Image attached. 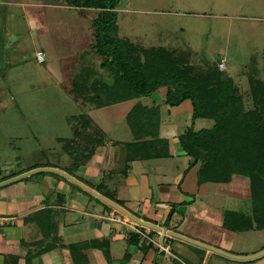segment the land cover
Wrapping results in <instances>:
<instances>
[{
  "label": "rangeland",
  "instance_id": "rangeland-1",
  "mask_svg": "<svg viewBox=\"0 0 264 264\" xmlns=\"http://www.w3.org/2000/svg\"><path fill=\"white\" fill-rule=\"evenodd\" d=\"M0 1V182L5 178L3 173L6 170L19 172L32 167L49 168L45 166L71 163L73 158L71 160V154L66 153L70 141L76 140L75 145H71L75 149L77 142L85 145L86 141L81 137L80 140L75 139L74 126L80 123L81 117H88L87 110L93 106L73 100L68 91L85 67L97 71L98 80L112 81L110 71L100 68L102 60L94 48L96 40L103 39V34L123 42L128 40L138 46L165 47L174 50L176 55L187 54V61L196 69L203 70L224 60V75L229 76L237 87L246 111L253 109V92L249 81L255 79L264 85V0H115L111 14L105 10L83 9L80 12L73 8H52L54 5L50 0H39L40 7L35 6L33 0ZM101 1L107 4L114 0ZM31 14L35 20H32ZM99 14L102 15L99 23L113 19L114 26L108 29V33L101 31V26L94 25ZM38 51L44 56L41 63L35 57ZM162 90L165 92V87H159L154 93ZM151 96L101 110L106 113L103 122L95 117L97 113L89 114L90 118L94 117L101 124L105 138L114 141L115 145L129 141L128 125L131 127L133 121H149L147 127L153 136L150 134L147 150L151 148L155 159L140 170L145 175L152 172V164L158 166L161 163L159 167L167 165L169 170L174 164L171 161L174 154L168 151V141L159 139L156 134L158 107L152 113L144 109L143 104L149 102ZM131 103L140 105L141 110H136L128 118L133 109L130 110ZM174 109L185 112L182 113L185 117L191 110L190 121L171 119L172 122L176 121L177 132L183 134L186 131L180 130L179 125L193 128L192 121L195 120L192 119L191 102L185 101ZM201 124L204 127L199 130L210 128L214 122L198 119L194 125ZM78 126L79 131L83 130L82 123ZM162 145L161 150L159 146ZM152 148L160 153L157 154ZM33 177L36 178L35 175ZM135 180L137 185L138 177ZM232 180V195L228 193L229 185L225 183H204L201 187L195 198L202 204L201 230L205 239L211 242L214 235L217 236L235 255L225 253L247 257L264 249V229L236 232L226 224L232 213L249 216L253 208L248 178L234 176ZM239 183L246 186L249 198H234L233 195H243ZM35 232L38 236V232ZM44 235L41 236L42 245ZM215 256L218 255L208 262L193 259L192 263H258L257 259L235 261L228 257H221V261Z\"/></svg>",
  "mask_w": 264,
  "mask_h": 264
},
{
  "label": "crops",
  "instance_id": "crops-1",
  "mask_svg": "<svg viewBox=\"0 0 264 264\" xmlns=\"http://www.w3.org/2000/svg\"><path fill=\"white\" fill-rule=\"evenodd\" d=\"M33 1L35 6L40 7L39 0ZM52 8L69 9L70 7L54 5ZM31 18L36 19L32 17V14ZM165 92L162 90L160 93L152 94L149 102L143 106L158 107L159 119L156 134L159 139L168 141V151L174 154V159L171 160L174 162L171 171L167 165L159 167L161 163H158V166L151 165L153 166L149 174L152 175L151 178L140 172L149 161L155 159L153 152H150L151 148L147 150L149 145L142 143H148L149 138L153 136L147 127L149 121L145 119H137L136 124L142 126L138 127L135 133L128 125L130 130L128 142H118L115 145L114 141L105 138L103 144L97 147L94 155L86 164L76 168L73 167L71 161L63 166H45L69 174L132 216L166 230L163 239L161 240L162 231L150 230L137 225L128 218L127 220L126 216L115 209L92 196L98 201L94 200L90 194V196L87 195V192V194L83 193L84 190L81 188L82 192L74 189L70 185L72 183L65 178L53 173H39L41 176L35 174L36 178L32 175L28 179L25 178L0 188V264H25V259L31 255H34L31 264H193V259L208 262L214 255H218L215 257L222 259L221 261H223L221 257H226L174 237L168 232L235 255L228 246L221 243L222 240L217 236L214 235L215 238L210 242L203 235V230H201L202 204H199L195 198L205 184L198 185L199 166L189 167L191 159L180 147L178 137L181 132H177L176 126V121H190L191 110H188L187 117H185L183 116L185 112H176L174 109L179 106L170 108L165 105ZM68 94L74 100L70 90ZM130 102L133 103V101ZM132 103L129 105L130 110L135 105ZM114 107L116 105L100 109L92 107L87 110V115L89 117V114L96 115L97 113L95 117L103 122L106 120L103 119L106 113L101 110ZM171 119L176 121L172 122ZM197 120L192 121L195 131L204 127L202 124V127L195 126ZM92 122L103 134H106L94 117ZM179 127L180 130L184 129L183 131L188 128L183 125ZM159 147L162 150L164 145ZM66 151L68 154L69 150ZM118 153L120 154L117 155ZM128 156L133 157V160L127 162ZM69 157L71 159V155ZM34 168L38 167L19 171V173L22 174ZM17 172L6 170L3 173L5 177L3 180L15 176ZM135 177H138L137 185ZM233 180L227 184L230 195L234 191ZM137 186L141 189H137ZM238 186L243 195H233L234 198L239 200L249 198L246 186H242L241 183ZM155 191L157 194H154ZM43 210L50 211L55 235V248L46 252L40 248L46 214H43L44 217L37 214ZM170 211L173 212L171 216H169ZM34 231L38 232V236L36 232L34 234ZM136 237H138L137 243L134 242ZM94 239L107 241L103 243L102 248L85 250L82 254L84 258L78 257V261H74L68 246ZM159 244H162L167 252H161ZM236 256L239 255L236 254ZM263 257L257 259V264H264ZM217 262L220 261L217 260Z\"/></svg>",
  "mask_w": 264,
  "mask_h": 264
},
{
  "label": "trees",
  "instance_id": "trees-1",
  "mask_svg": "<svg viewBox=\"0 0 264 264\" xmlns=\"http://www.w3.org/2000/svg\"><path fill=\"white\" fill-rule=\"evenodd\" d=\"M49 2L52 5L74 8L80 12L83 9H93L105 10L104 12L111 14L112 4L116 1L107 4L101 0H50ZM101 17L100 14L97 16L94 25L101 26V31L108 33L110 31L108 29L114 26L113 19L99 23ZM102 37L103 39L96 40L94 48L102 60L100 68L110 71L112 81L98 80L95 70L92 67H85L75 77L73 87L70 89L74 99L100 109L150 96L159 87H165V105L177 107L189 100L192 105L193 120L204 119L214 122L208 129L195 131L192 127L187 128L178 138L182 151L191 159L189 167L199 166L198 185L228 184L234 176L248 178L252 213L249 216L232 213L231 219L229 220L228 217L226 224L236 232L264 229V85L255 79L249 81L253 92V109L246 111L237 87L229 76L224 75V60L221 59L214 66L203 70L196 69L187 61L189 57L187 54L176 55L174 50L165 47L138 46L128 40L123 42L109 38L107 34H103ZM221 61L224 63L223 69L219 67ZM145 108L148 113L155 109V107ZM139 109L141 110L140 105H135L128 118ZM85 117H81L79 123L84 125L85 131L78 130L79 124L74 126L75 139L80 140L81 137V140L86 141L85 145L77 142L76 149L72 148L71 145H75L76 142L73 140L70 141L71 145L68 149L73 158L72 165L76 168L86 164L105 139L103 132L89 117ZM136 122L137 120L131 123L134 133L142 126L137 125ZM142 143L147 145L146 142ZM132 160L133 157L128 156L126 161ZM70 185L82 192L74 184ZM172 213L170 211L169 216ZM37 214L43 217V214H46V224L43 226L44 229L42 228L45 233L43 241L45 244L40 247L46 252L55 248L54 226L49 210ZM106 241L94 239L70 245L68 249L74 261H78V257L84 258L82 254L85 250L102 248ZM134 242H138V237L134 238ZM33 257L34 255L27 257L25 264H31Z\"/></svg>",
  "mask_w": 264,
  "mask_h": 264
},
{
  "label": "water",
  "instance_id": "water-1",
  "mask_svg": "<svg viewBox=\"0 0 264 264\" xmlns=\"http://www.w3.org/2000/svg\"><path fill=\"white\" fill-rule=\"evenodd\" d=\"M39 173H53V174H57V175L65 178L70 183L78 186L79 188H81L82 190H84L85 192H87L88 194L93 196L94 198L100 200L104 204H106L109 207L115 209L120 214L126 216L129 220L133 221L137 225L142 226V227L147 228V229H150V230H155V231H159V232L162 231L163 234H162L161 240L163 239L166 230H162L159 227L153 226V225H151V224H149V223H147L145 221H142V220L132 216L130 213L126 212L125 210H123L122 208H120L119 206L114 204L113 202L109 201L108 199H106L105 197H103L102 195H100L99 193L94 191L93 189L89 188L88 186L82 184L80 181H78L74 177H72L69 174H67V173H65V172H63L61 170H58V169H54V168H36V169L30 170V171H27L25 173L19 174V175L13 177V178H9L7 180H4V181L0 182V188L5 187L7 185H10L12 183H15L17 181H20L22 179L28 178V177H30L32 175L39 174ZM168 233L170 235H173L174 237H179L182 240H185L187 242L193 243V244H195L197 246H200L202 248H205V249H207L209 251L224 255V256H226L228 258H231V259H234V260H238V261H251V260H255V259H258V258L264 256V249L261 252H258L257 254H254V255H251V256H247V257L232 256L230 254H227V253L222 252L220 250L211 248V247L206 246L204 244L188 240L186 238L180 237V236L175 235V234H171L170 232H168Z\"/></svg>",
  "mask_w": 264,
  "mask_h": 264
},
{
  "label": "built area",
  "instance_id": "built-area-1",
  "mask_svg": "<svg viewBox=\"0 0 264 264\" xmlns=\"http://www.w3.org/2000/svg\"><path fill=\"white\" fill-rule=\"evenodd\" d=\"M35 57H36V60L39 61L40 63L43 62V60H44V56L41 52H37L35 54ZM219 67H220V69L224 68L223 61L220 62ZM158 247H159L161 252H167V249L162 244H159Z\"/></svg>",
  "mask_w": 264,
  "mask_h": 264
}]
</instances>
